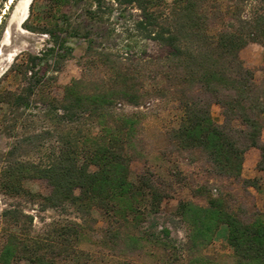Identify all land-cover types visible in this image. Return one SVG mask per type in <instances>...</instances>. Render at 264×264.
<instances>
[{
	"label": "trees",
	"instance_id": "16d2710c",
	"mask_svg": "<svg viewBox=\"0 0 264 264\" xmlns=\"http://www.w3.org/2000/svg\"><path fill=\"white\" fill-rule=\"evenodd\" d=\"M114 1L135 5L140 10L136 29L166 47L167 53L145 63L133 62L132 56L113 54L107 48L96 50L90 44L94 63L104 74L73 78L54 107L66 121L86 119L95 123L98 131L62 132L52 160L43 165L27 161L9 164L0 172V186L8 194H21L26 191L25 181L43 178L50 186L47 194H36L43 207L69 203L82 211L101 210L111 223L108 240L130 251L143 248L147 240L128 229L138 216L139 201L145 199L150 212L157 213L173 185L164 179L155 183L154 174L146 172L137 181L131 180L130 165L139 153L142 120L137 113L115 109L125 104L142 106L153 96L172 97L182 110L179 125L169 134L175 149L191 152L192 160L208 178L232 179L258 188L257 177H244L242 169L247 149L257 147V168L264 171V83L255 80L240 51L250 42L264 44V15L246 19L240 11H232L226 18L220 6L206 9L209 0H175L168 13L153 10L152 0ZM64 17L68 21L66 14ZM27 28L33 30L34 26L28 24ZM44 32L50 35L52 46L41 55L29 54L24 64H12L10 69L27 81V86H0V111L5 105L28 106L35 86L47 72L45 64L56 57L59 69L61 59L72 50L66 46L67 36L61 28ZM144 66L150 67V81L143 75ZM213 104L222 107V123L213 118ZM197 192L206 197L207 205L179 200L176 208L190 225L189 249L200 253L224 225L235 264H264V212H237L224 196L210 194L208 180ZM3 217L11 226L0 251V264H90L91 254L78 247L84 232L80 222L58 223L47 235H40L21 228L22 218L31 224L30 215L6 209ZM164 232L169 235L168 229ZM203 259L194 257L197 264H206Z\"/></svg>",
	"mask_w": 264,
	"mask_h": 264
},
{
	"label": "rangeland",
	"instance_id": "374dc122",
	"mask_svg": "<svg viewBox=\"0 0 264 264\" xmlns=\"http://www.w3.org/2000/svg\"><path fill=\"white\" fill-rule=\"evenodd\" d=\"M9 1L0 0L1 88L27 86V81L10 67L15 62L24 64L29 54L41 55L52 46L51 37L45 30L55 26L61 28L63 35L67 36L66 46L72 50L61 59L59 69L55 67L56 57L45 64L47 72L35 86L28 106L5 105L0 111V172L18 161L40 165L48 163L58 152V138L62 132L69 130L78 135L79 129L82 134L98 131L96 124L86 119L81 118L75 123L66 121L54 107L63 96L64 86L73 78L104 74L94 63L96 56L89 49L90 44L96 50L107 48L113 54L132 56L133 62L145 63L152 57H163L167 53L166 47L145 38L136 29L140 10L135 5L119 4L114 0H30L27 10L21 1L18 11L20 0ZM152 1V9L158 13H168L175 5V0ZM217 6L225 12L226 18L232 11H240L246 19L264 15L262 0H209L206 9L214 10ZM28 24L34 29H28ZM74 31L79 34L70 36ZM240 56L254 71L255 80L264 83V44L250 42L241 49ZM143 68V75L150 81V67ZM153 86L152 82L149 83V87L153 89ZM115 110L118 113H137L142 120L139 153L130 165L131 180L137 181L139 175L146 172L154 174L155 183L164 179L173 185L172 189H167L168 196L162 201L159 212H150L147 201L141 199L137 218L128 224V229L136 236L147 238L143 241V248L129 251L123 244L116 245L108 240L107 229L111 223L101 210L82 211L69 203L43 207L36 194H47L50 186L43 178H32L24 182L26 191L21 194H8L0 186V251L11 226L4 219L3 211L13 209L32 216L31 224L21 219V228L29 229L32 234L47 235L55 224L80 222L84 232L78 247L91 254L90 264H197L194 261L196 256L204 257L206 264H235L226 226H221L211 242L202 247L200 253L194 254L187 244L190 225L176 208L179 200L207 205L206 197L199 194L197 188L208 180L210 194L224 196L237 212L241 209L248 210V215L254 211L264 212V171L254 175L258 188L243 186L232 179L203 175L198 163L192 160L193 154L176 150L169 139L171 130L179 125L182 118V110L170 96H153L142 106L125 104ZM212 115L218 123L223 122L220 105H212ZM262 138L264 140V131ZM251 173V166H246L245 175ZM165 228L169 235L164 232Z\"/></svg>",
	"mask_w": 264,
	"mask_h": 264
},
{
	"label": "crops",
	"instance_id": "0c3cea01",
	"mask_svg": "<svg viewBox=\"0 0 264 264\" xmlns=\"http://www.w3.org/2000/svg\"><path fill=\"white\" fill-rule=\"evenodd\" d=\"M264 131V130H263ZM260 159V150L257 147H250L245 152L244 162H243V169H242V175L246 178H252L254 175L258 173L259 170L257 168V162ZM246 166H251L252 173L250 175H245Z\"/></svg>",
	"mask_w": 264,
	"mask_h": 264
},
{
	"label": "bare ground",
	"instance_id": "6f19581e",
	"mask_svg": "<svg viewBox=\"0 0 264 264\" xmlns=\"http://www.w3.org/2000/svg\"><path fill=\"white\" fill-rule=\"evenodd\" d=\"M13 1L14 0H10L9 3H12ZM23 1H24V6H25L24 7L25 8L24 10H27V6H28L30 0H23Z\"/></svg>",
	"mask_w": 264,
	"mask_h": 264
},
{
	"label": "water",
	"instance_id": "95a60500",
	"mask_svg": "<svg viewBox=\"0 0 264 264\" xmlns=\"http://www.w3.org/2000/svg\"><path fill=\"white\" fill-rule=\"evenodd\" d=\"M21 1H23V0H20V1L17 3V9H18V11H19L20 8H21Z\"/></svg>",
	"mask_w": 264,
	"mask_h": 264
}]
</instances>
